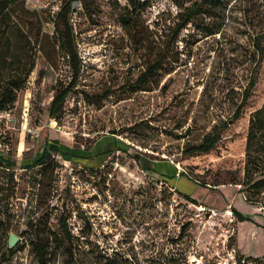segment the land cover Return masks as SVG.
I'll use <instances>...</instances> for the list:
<instances>
[{"label":"rangeland","instance_id":"rangeland-1","mask_svg":"<svg viewBox=\"0 0 264 264\" xmlns=\"http://www.w3.org/2000/svg\"><path fill=\"white\" fill-rule=\"evenodd\" d=\"M67 1L19 0L11 28H0V99L19 87L0 111V153L14 162L0 165V264H40L31 224L47 221L60 236L64 213L76 239L50 240L47 264H264V189L247 184L264 176L258 135L248 143L264 104V0H205L176 39L193 0H77V77L53 37ZM127 11L136 29L122 21ZM161 53L163 65L142 78ZM215 129L214 149L187 154ZM49 140L76 153L23 168ZM96 142L102 160L81 162L77 152L93 157ZM10 233L20 238L13 248Z\"/></svg>","mask_w":264,"mask_h":264},{"label":"trees","instance_id":"trees-1","mask_svg":"<svg viewBox=\"0 0 264 264\" xmlns=\"http://www.w3.org/2000/svg\"><path fill=\"white\" fill-rule=\"evenodd\" d=\"M75 0H68L67 1V7L66 5H62V9L60 12L57 14L58 16H62L65 14V19L63 20L64 23V28L62 29L59 25V21L55 22L54 21V27H55V32L53 34V37L56 36L57 41H60V48L62 49L63 53L68 57L69 64L72 67V76L77 77L80 71V66L76 65L75 63V58L78 57V52L76 50V39L74 35V29L73 26L70 22V14L72 13V3ZM178 4L177 0H173ZM19 3V0H0V28L2 29L3 33H6V31L11 28V14L12 12L16 11L17 9V4ZM134 5V2H131ZM146 3V2H145ZM205 4V0H193L191 5L186 9V12L184 16L182 17L181 22L178 24L174 23V28H173V34H174V39L179 35V33L184 29L189 23H191L197 14H199L202 10L203 5ZM180 5V4H178ZM35 14L36 12H32ZM36 15V14H35ZM37 17V15H36ZM122 21L124 24L127 26V29H136V16L132 15V12L127 11V14L122 17ZM40 25V24H39ZM213 30L210 31L212 33ZM22 36L25 37L23 35ZM140 33V32H139ZM138 35V34H137ZM42 37V26H39V30L37 33V41L38 43L41 42ZM27 43V42H26ZM30 43V42H29ZM259 54H261V57L264 56V46L259 45ZM166 57V54H160L158 57H156V60L152 62L151 64L148 65V68L144 71L142 78L144 77H151L157 69L163 65L164 58ZM34 64V62H33ZM34 65L30 69V72L32 71ZM15 81V80H14ZM15 83V82H13ZM75 86V81H71L68 86H66L64 89L58 91L51 102L50 108H49V115L52 118L57 117L59 111L64 107L66 99L68 95L71 93ZM19 89L17 87V84H12L10 88H6L3 97L0 99V111H3L6 109V105L9 102H12L14 100V90ZM249 90L247 89V92ZM240 111L237 113V116L239 115ZM257 135L260 139V144L262 147H264V104L257 108L253 112V117H252V126L249 130V136H248V143L254 142V140L257 138ZM222 136V133L220 131H217L215 129L211 133H209L205 138L204 141L196 147H193L189 150H187V154H193L197 155L198 153H207L214 149L217 145V143L220 141ZM65 148L69 149L66 150ZM53 151L59 152L65 157H67V151L71 153H76L75 150L71 151V148L68 146H65L58 140H49L47 144L44 145L42 151L40 154L35 158L33 161L21 164L23 168L26 169H32L35 167H48L49 166V159L51 157V153ZM79 154V152H77ZM0 165L3 167H8L11 168L14 165V162L5 156L4 154L0 153ZM46 167V168H47ZM45 168V169H46ZM197 180V179H196ZM198 183H200L203 186H207V182H202L200 180H197ZM247 184H249L250 189L253 190L256 193H261L262 189H264V176L253 180V177L250 176L248 178ZM179 193L184 195L187 199L194 201V198L190 194H187L185 192H181L179 190ZM253 202V201H252ZM236 213V211L234 210ZM83 217V216H81ZM68 214L64 213L58 223L60 224V236L59 234H54L52 236V233L45 232L46 229L49 226V222H45L43 225L42 223H39V225H34L31 224V229L34 231V238L37 239L35 244L33 245V248L36 252L37 255V260L40 264H47V257H48V242L50 240H59V239H66V240H74L76 239V236L72 233L71 228L68 226L67 222ZM84 228H87V230H90V224H86ZM9 248V246H8Z\"/></svg>","mask_w":264,"mask_h":264},{"label":"flooded vegetation","instance_id":"flooded-vegetation-1","mask_svg":"<svg viewBox=\"0 0 264 264\" xmlns=\"http://www.w3.org/2000/svg\"><path fill=\"white\" fill-rule=\"evenodd\" d=\"M99 147H100V145H98L97 144V142L95 143V146L93 147L97 152H98V149H99ZM88 152V150H81V151H79V155H80V158H81V162H85V161H87V160H93V159H97V160H102V158H101V156H100V154H99V152L97 153H94V155H93V157L92 156H90V154L89 153H87ZM105 153V152H104Z\"/></svg>","mask_w":264,"mask_h":264},{"label":"built area","instance_id":"built-area-1","mask_svg":"<svg viewBox=\"0 0 264 264\" xmlns=\"http://www.w3.org/2000/svg\"><path fill=\"white\" fill-rule=\"evenodd\" d=\"M199 211L201 213H204V212L207 211V213H209V216L210 217H215V216L220 215L219 212H217V211H215L213 209H210V208H206V207H204L202 205L199 207ZM224 213H225L226 216H232L233 215V209H232V207L229 206V208Z\"/></svg>","mask_w":264,"mask_h":264},{"label":"water","instance_id":"water-1","mask_svg":"<svg viewBox=\"0 0 264 264\" xmlns=\"http://www.w3.org/2000/svg\"><path fill=\"white\" fill-rule=\"evenodd\" d=\"M78 3L77 0L73 1L72 3V9L74 10L75 8V5ZM80 216H84V213L83 212H80ZM20 238L19 236H17L16 234L14 233H10L9 234V238H8V246L9 248H13L16 246V244L19 242Z\"/></svg>","mask_w":264,"mask_h":264}]
</instances>
